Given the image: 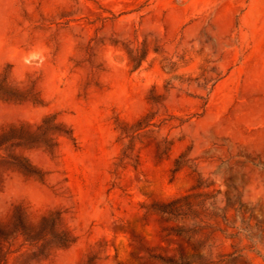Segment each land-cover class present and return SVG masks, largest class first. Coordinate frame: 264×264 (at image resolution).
<instances>
[{
  "label": "rangeland",
  "instance_id": "obj_1",
  "mask_svg": "<svg viewBox=\"0 0 264 264\" xmlns=\"http://www.w3.org/2000/svg\"><path fill=\"white\" fill-rule=\"evenodd\" d=\"M2 78L0 132L52 115L76 144L1 152L0 264H264V0H0ZM184 196L198 218L154 209Z\"/></svg>",
  "mask_w": 264,
  "mask_h": 264
},
{
  "label": "trees",
  "instance_id": "obj_2",
  "mask_svg": "<svg viewBox=\"0 0 264 264\" xmlns=\"http://www.w3.org/2000/svg\"><path fill=\"white\" fill-rule=\"evenodd\" d=\"M130 60L135 67L140 65L142 57L134 53H128ZM24 99V95L19 91L11 88L6 83L5 78L0 81V100L2 101H20ZM153 102H158L156 99L150 98ZM140 122L138 126H140ZM137 126V127H138ZM66 138L76 144V138L73 130L64 122L57 120L55 116L47 115L42 121L36 125L28 123L13 125L3 129L0 132V157L2 151L9 147L13 148H41L51 157H59L60 154V139ZM13 164L17 165L19 170L27 177H32L35 180L45 183L46 173L34 166L29 159L23 155H9ZM178 168L176 169V171ZM214 198V197H213ZM215 205V201H213ZM205 203L200 202L194 204L190 202L189 196H184L180 199L169 203L156 204L154 209L162 215L168 217H192L198 218L197 208H204ZM223 220L227 222V218L223 216ZM39 236L49 232L51 239L60 249H68L76 242V236L71 230L63 224L62 213L60 211L50 212L41 218L40 223L36 226ZM178 233H188L187 229H178ZM173 264H187L183 260L173 262ZM200 264H213L212 262H202Z\"/></svg>",
  "mask_w": 264,
  "mask_h": 264
}]
</instances>
